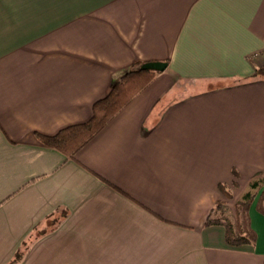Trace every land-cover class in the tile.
<instances>
[{
    "label": "crops",
    "instance_id": "crops-1",
    "mask_svg": "<svg viewBox=\"0 0 264 264\" xmlns=\"http://www.w3.org/2000/svg\"><path fill=\"white\" fill-rule=\"evenodd\" d=\"M149 61L74 156L41 141ZM261 67L264 0H0V264H263L264 184L254 244L205 225L264 175Z\"/></svg>",
    "mask_w": 264,
    "mask_h": 264
},
{
    "label": "trees",
    "instance_id": "trees-1",
    "mask_svg": "<svg viewBox=\"0 0 264 264\" xmlns=\"http://www.w3.org/2000/svg\"><path fill=\"white\" fill-rule=\"evenodd\" d=\"M158 71L160 70L136 68V66L131 68L113 83L107 94L93 102L92 113L87 120L69 124L53 134L39 132L37 135L44 144L74 156L123 106L153 81ZM258 73L264 76V67L259 68ZM234 176H239L235 169ZM232 185L238 186L239 183L233 180ZM250 186L258 187L259 181L252 180ZM219 188L225 198L216 201L215 207L206 218L205 225L221 224L225 229V239L231 245L254 244L257 240V232L251 223L250 207L257 196L256 193L246 191L242 198H235L228 184L221 182ZM234 198V217L232 218L226 213L230 207L228 200ZM256 208L264 214V185L257 197ZM20 255L18 253L12 262H15Z\"/></svg>",
    "mask_w": 264,
    "mask_h": 264
},
{
    "label": "rangeland",
    "instance_id": "rangeland-1",
    "mask_svg": "<svg viewBox=\"0 0 264 264\" xmlns=\"http://www.w3.org/2000/svg\"><path fill=\"white\" fill-rule=\"evenodd\" d=\"M179 86V88L177 87V89L180 91V89H181V87H182V85L181 84H179L178 85ZM185 90H184V94H182V95H185V94H190V92H201L202 91V88H200V87H196V86H194V87H192L191 85H186V87L184 88ZM190 89V90H189ZM178 90H174L173 91V94H171V95H174V94H176L177 92H178ZM187 90H189V91H187ZM178 96H181V94H179ZM180 98V97H179ZM257 179H259L258 181L260 182V183H262V184H264V175H262V176H259ZM249 188V189H248ZM247 189V191H252V192H257L258 191V189H256V188H251V186L249 185V187H248ZM245 194V192L243 193V195ZM243 195H241L239 198H242L243 197ZM236 198V197H235ZM235 198L234 199H229L228 201V203H229V205H230V207H229V209H228V211H227V215H229L230 217H234V213H233V211H234V205H233V203L235 202Z\"/></svg>",
    "mask_w": 264,
    "mask_h": 264
},
{
    "label": "water",
    "instance_id": "water-1",
    "mask_svg": "<svg viewBox=\"0 0 264 264\" xmlns=\"http://www.w3.org/2000/svg\"><path fill=\"white\" fill-rule=\"evenodd\" d=\"M166 66H167L166 62L149 61V62L143 63L141 65V68H151V69H155V70H164Z\"/></svg>",
    "mask_w": 264,
    "mask_h": 264
}]
</instances>
